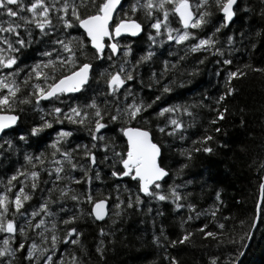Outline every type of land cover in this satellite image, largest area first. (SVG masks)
<instances>
[{"label":"snow or ice","instance_id":"6c2138e0","mask_svg":"<svg viewBox=\"0 0 264 264\" xmlns=\"http://www.w3.org/2000/svg\"><path fill=\"white\" fill-rule=\"evenodd\" d=\"M191 8L189 0H124L123 3L122 0H27V3L25 0H0V16L9 18L0 20V112L7 109V114H0V141H2L0 155H3L6 150H14L12 139H6L10 135L9 130L13 129L20 119L19 115L12 114L14 105L30 104L35 109L39 108L42 100L55 105L57 101L63 103L61 96L64 94L80 93L86 90L92 64L80 60V57L84 55L85 40L90 43L96 60L107 59L110 62L114 58L119 60L118 63L110 65L116 69L114 72L105 71L99 74L101 78H104L105 92L96 93L94 97L89 98V102L82 105L69 106L66 112L61 107L53 106L46 113L47 116L52 117L51 120L41 115V123L29 129V134L36 136L45 129L53 128L54 124H63L67 121L72 125L85 128L90 139L89 144H76L65 148L62 142H67L68 138L74 135V130H57V138L51 145L53 149L51 156L59 155L60 159L53 161L56 165L53 170L43 167L46 159L43 153L23 155L26 164L15 170V173L7 179L4 192H0V233L7 234L0 246V264H13L17 253L21 250H23V260L27 261V264H64L63 256H58L54 260L58 251V243H63L65 248L69 244L79 247L81 257L78 258L73 253L71 264H86L83 245L80 242L83 233L76 222L82 217L103 221L108 215L106 199H94L91 191L93 181L102 180L101 172L98 170L101 164H107L111 177H129L135 181L137 192L149 199L161 202L170 201L176 210L185 207L189 212L195 210V205L192 203H180L181 200L187 201V196L178 191L179 185L170 186L167 192L162 191L160 181L169 175L166 168L162 166L166 145L160 138L154 136L148 127L131 126L133 121H142L147 124L148 120L145 117L147 109L152 108L163 94L170 93L172 87L163 85L159 89L161 94L154 96L150 102H145L143 99L137 101L131 89L123 93L120 90L126 86L127 82L136 79L134 72L138 71L139 66L153 60L155 52L152 50V45L158 42L163 44L164 37L167 41L177 45L188 42L185 56L189 53H202L216 56L219 64L231 65L233 63L231 50L237 43L235 34L227 35L223 43L219 42L216 34L220 33L221 29L229 27L241 12L264 21V0H196L195 11ZM121 13L123 15H120ZM170 13L178 15L180 28L173 29L170 26ZM214 14H219L217 23L211 21ZM117 16L120 18L117 19ZM209 25H211L210 28ZM146 28L154 30V32H146L149 50L133 62L129 59L133 52L131 42L121 43L117 38L137 37L145 32ZM189 29L199 30V32H191ZM75 30H82L80 38L72 35ZM260 35L261 31L257 29H252L247 33L240 31L239 43L243 44L244 40L248 39L250 47L246 50L254 49L256 43L252 37ZM158 37L161 38L159 41ZM37 39L40 43L51 45L50 51L45 50L41 53L43 57L49 59L29 66L30 70L25 73L24 79L20 80V74L24 69L18 64V54L30 47ZM225 45L228 46V51H225ZM53 53H55V60L51 58ZM65 53L67 55H64ZM179 59L183 60L184 57ZM198 63L203 64L204 59H198ZM58 67L62 71L56 75ZM171 67L175 68L176 65H171ZM45 68L50 69V72H45L43 70ZM249 69L253 73H264V67H256L249 63L240 64L234 70L226 71L225 92L211 100L209 110L217 113L216 118L210 121L211 124L224 119L227 108L220 109L217 106L235 91L231 84L232 80L246 76ZM168 70L169 62L165 61L160 76L162 77ZM152 75L155 77L156 73ZM33 77L41 83L32 84ZM155 82L158 84L159 79ZM146 86L152 87V84L149 83ZM21 92L23 94L18 96ZM101 96L105 98L98 102L97 97ZM121 96H123V101ZM107 97H111V101ZM129 97H132L131 103L127 102ZM196 107L197 105H192L193 109ZM23 110L21 107L20 111ZM181 111L188 116H193V112L189 111L188 107L178 105L162 107L157 115L164 116L166 113ZM112 125L119 126V138L124 140L123 148L116 143L115 136L106 134V130ZM169 125L172 126L170 130ZM183 128L185 125L177 119H166L164 126H158L157 131L165 137L179 135V138L183 140L185 139L183 132H178ZM213 131L218 133L220 129L214 128ZM18 140L24 142L26 137L19 135ZM212 141L211 135H204L201 141L204 145L202 148L185 150L180 154L185 156L187 161L192 158L193 152L211 153L213 149L207 144ZM192 143L195 144L196 141L193 140ZM185 167L187 163L181 164L180 170ZM259 167L264 170V162H261ZM42 171L46 172L49 177V180L43 183L51 186L40 189L42 202L38 204V208H33L29 212L28 208L24 207V203L32 199V195L39 188V177ZM19 177L30 181L27 185L28 192L25 191L24 181L18 179ZM13 181L19 185L16 192H11V189L16 187ZM73 184H83L84 190L77 192L75 188L70 187ZM259 190L261 199L264 200V182L259 185ZM8 193H11V198ZM215 199L217 202L220 201L218 191H215ZM67 200L74 202L75 212L64 207V202ZM116 200L119 201V197ZM121 203H124L127 208L134 206L139 208L142 200L139 194L135 197L129 195L126 201L115 203V208H121ZM85 204L89 205L86 210L82 207ZM52 205L56 206L55 211L52 210ZM261 210L264 211V204L261 205ZM10 211L12 218H8ZM148 211L150 212L151 209ZM59 213H63V216L59 217V223L69 225L62 236L56 234ZM160 214L157 213V215ZM113 215L119 216L120 212H113ZM201 215H209V213L207 210L195 212L196 219ZM210 215L215 217V211ZM44 217L49 218L47 223L51 225V228L46 226ZM193 218L192 215H188L186 220L182 221L181 228L184 223ZM221 219L226 220L227 218L222 217ZM255 221L254 216L251 224L253 228ZM207 227V224H202L198 231L203 237L212 238L217 241V244H222L223 239H217V237H222L227 231L226 224L214 223L213 227L217 228L218 232L205 231ZM29 230L40 238V245L32 240L26 247ZM49 232H51L50 239L46 235ZM17 233L23 239L13 247L12 241ZM99 235L105 236L107 233L101 228ZM191 235L192 232L184 231L178 239L168 241L161 229L159 236L153 235L152 242L157 247L166 249L168 246L175 247L177 244H184ZM239 239L240 248H244L246 245L243 241L250 239V234L245 232ZM103 243L101 240L95 248V252L101 258L104 255ZM230 243L236 244L237 241L233 239ZM45 244L47 246L41 247ZM37 252L39 256L36 255ZM241 255H243L242 251L236 253V257ZM164 259L169 260V264H178L174 257L169 258L165 255ZM211 264H218V261L213 259ZM230 264H236V259H232Z\"/></svg>","mask_w":264,"mask_h":264},{"label":"trees","instance_id":"16d2710c","mask_svg":"<svg viewBox=\"0 0 264 264\" xmlns=\"http://www.w3.org/2000/svg\"><path fill=\"white\" fill-rule=\"evenodd\" d=\"M119 18L117 16V19ZM8 19L7 16H0V20ZM218 20L219 14H214L211 17L212 23H217ZM169 21L173 29L181 27L178 15L170 13ZM208 27L210 28L211 25ZM252 29L260 30L261 35L253 36L252 39L255 40L256 47L246 50L250 47L248 39L240 44L239 33L240 31L247 33ZM148 31L154 32V30L146 28L145 32L136 38L124 37L121 39V43L131 42L133 52L129 59L133 62L149 50V41L146 36ZM189 31L199 32V30L192 29ZM81 34L82 30L72 32V35L78 38L81 37ZM233 34H235L237 43L231 50L233 60L231 65L219 64L216 56L202 53H189L185 56L188 42L177 45L167 41L164 37L163 44L158 42L156 45H152V50L155 52L153 60L139 66L138 71L134 72L136 79L127 82L126 86L120 90L123 93L127 89H131L137 101L143 99L145 102H150L154 96L161 94L159 89L163 85L172 87L170 93L163 94L152 108L147 109L145 113L147 124L142 121H133L131 125L148 127L153 135L160 138L166 145L162 166L169 171V175L160 182L162 191L167 192L170 186L179 185L178 191L187 196V201L181 200L180 203H192L195 205V210L189 212L186 207L176 210L170 201L161 202L149 199L137 192L135 181L129 177L113 178L109 174L110 169L107 164H101L98 170L101 172L102 180L93 181L91 191L94 199L110 201V213L104 221H94L82 217L76 222L83 233L80 242L83 245L86 264H169V260L164 259L165 255L169 258L174 257L178 264H211L213 259H216L218 264H230L234 258L236 263L239 261L238 264H264V211L261 210V216L253 233V227H251L253 217L257 216L260 197L259 185L264 181V170L259 167V164L264 162V73H253L249 69L246 76L239 79L234 78L231 84L235 91L217 106L220 109L227 108L224 119L217 120L215 124L210 123L217 115L215 111L209 110L211 100L225 92L226 71L234 70L243 63L264 67V21L243 12L238 13L234 22L229 27L221 29V32L216 34V38L220 43H223L227 35ZM160 39L157 38L158 41ZM45 50L50 51L51 45L40 43L37 39L30 47L18 54V64L24 69L20 74V80H23L25 73L30 70L29 66L49 59L41 55ZM225 51H228L227 45H225ZM182 56L184 59L180 60L179 58ZM51 58L55 60V53ZM198 59H204V63H198ZM80 60L92 64L91 77L86 90L76 94H64L61 96L63 103L57 101L55 105L42 101L39 108L35 109L30 104L14 105L13 113L19 115L20 119L17 125L9 130L10 135L6 137V139H12L14 150H6L3 155H0V181L2 184L6 183V179L13 175L16 169L26 164L23 160L25 153L33 155L43 153L46 158L43 167L49 170L55 168L56 165L53 161L60 159V156H51L53 151L51 145L56 140L52 137L51 132L55 131L58 126H67L74 130V135L68 138L67 142H62L63 147L89 144L90 138L87 130L67 121L63 124H54L53 128L45 129L36 136L29 134L31 127L41 123V115H45L46 119H52L46 113L53 106L61 107L67 111L69 106L82 105L89 102V98L94 97L96 93L105 92L106 84L104 78H101L99 74L105 71L114 72L116 69L110 65L119 62L118 58H114L111 62L107 59L96 60L93 56V49L87 40L84 41V55L80 57ZM165 61L169 62V70L161 77L160 73L164 69ZM171 65H176V67L172 68ZM194 69H198V71H194ZM43 70L50 72V69L47 68ZM60 71L62 69L58 67L55 74L59 75ZM153 73H156L155 77H153ZM189 73L192 74L189 75ZM156 79H159L158 84L155 82ZM31 83H41V81H37L33 77ZM149 83L152 84V87L146 86ZM22 94L23 92L18 93V96ZM104 98L97 97V100L101 102ZM107 98L111 101V97ZM121 100L123 101V96H121ZM127 102L131 103L132 97H129ZM174 105L188 107L189 111L193 112V116H188L183 111L166 113L164 116L157 115L160 108ZM192 105H197V107L193 109ZM21 107L24 109L22 112L20 111ZM3 112H7V109ZM166 119H177L185 125V128L178 130V132H183L185 139L181 140L179 135L165 137L157 131L158 126H164ZM118 127V125H112L106 130V134L115 136L116 143L120 145V148H123L124 140L119 138ZM171 127L169 125V130ZM214 128H219L220 131L217 133L213 131ZM19 135H24L26 141H19ZM204 135L213 137V141L207 144L213 151L211 153L193 152L192 158L186 161L185 156L180 153L185 150L191 151L193 148H202L204 145L201 141ZM193 140L196 141L195 144L192 143ZM5 148L7 149V146ZM184 163H187V167L180 170L181 164ZM74 175H78V173H74ZM18 179L24 181L25 191L28 192L27 185L30 181L24 180L23 177ZM39 180V188L32 195V199L24 203V207L28 208L29 212L33 208H38V204L42 202L40 189L51 186L43 183V181L49 180L46 172L40 173ZM13 184L16 182L13 181ZM99 184H104V186L94 188ZM16 186L19 185L16 184ZM70 187L75 188L77 192H82L85 186L73 184ZM17 190V187H13L11 192ZM215 191L220 193L219 202L215 199ZM137 194L141 196L142 200L139 208L135 206L127 208L124 203H121V208H115V203L126 201L129 195L135 197ZM9 195L11 196V193ZM117 197H119V201L116 200ZM73 203L71 200H67L64 202V207L75 212ZM262 204H264V200ZM51 207L53 211L56 210L55 205ZM82 207L86 210L89 205L85 204ZM148 209L151 211L149 212ZM201 210H207L209 215H201L196 219L195 212ZM117 211L120 212V215L114 216L113 212ZM213 211L216 213L215 217L210 215ZM158 212L161 214L157 215ZM58 215V217L63 216V213ZM188 215H192L193 220L184 223L181 228L182 221L186 220ZM222 217L227 219L222 220ZM8 218H12L11 211ZM217 222L225 223L227 226V231L223 233V236L217 237V239H223L222 244H217V241L212 238L203 237L198 231L202 224H207L208 227L205 231L218 232L219 230L213 227ZM67 227L69 225H62L58 221L56 234L62 236ZM101 228L107 235H99ZM161 229L168 241L178 239L184 231H190L192 235L184 244H177L175 247L168 246L165 249L157 247L152 242L153 235L159 236ZM245 232L250 234V239L243 241L246 247L240 248L239 238ZM27 236L29 239L26 242V247L32 240H35L37 244L40 243V238L31 230L28 231ZM21 239L23 238L17 233L12 241L13 247ZM233 239L237 241L236 244L230 243ZM101 240L104 242L102 258L95 252V248ZM0 246L2 245L0 244ZM57 249L54 260L58 256H63L64 264H71L73 253L76 257H81V250L77 246L69 244L65 248L63 243H58ZM238 251H242L243 255L236 257ZM13 264H27V261L23 260V250L17 253Z\"/></svg>","mask_w":264,"mask_h":264},{"label":"rangeland","instance_id":"374dc122","mask_svg":"<svg viewBox=\"0 0 264 264\" xmlns=\"http://www.w3.org/2000/svg\"><path fill=\"white\" fill-rule=\"evenodd\" d=\"M195 3H196V0H189V4H190V6H192V10L193 11H195V8H194V5H195ZM174 35H175V33H173ZM121 41V40H120ZM10 177V176H9ZM8 177V178H9ZM7 178V179H8ZM6 179V180H7ZM179 180H180V178H179ZM183 179H181V181H182ZM182 182H184V181H182ZM4 185H5V183H3L2 184V182L0 181V192H4ZM101 186H104V184H99V185H95V187L94 188H97V187H101ZM17 188H19V186H16ZM12 190V189H11ZM8 195H9V193H8ZM10 196V195H9ZM10 198H11V196H10ZM59 216V215H58ZM45 218V220H46V226L47 227H49V228H51V225L50 224H48L47 223V221L49 220V218L48 217H44ZM38 219V218H37ZM59 221V217H57V222ZM49 237L51 236V232H49V233H46ZM7 234H5V233H0V244L2 245V239L6 236ZM38 245H40V243H38ZM41 247H43V245H41ZM36 255L37 256H39V252H37L36 253Z\"/></svg>","mask_w":264,"mask_h":264},{"label":"water","instance_id":"95a60500","mask_svg":"<svg viewBox=\"0 0 264 264\" xmlns=\"http://www.w3.org/2000/svg\"><path fill=\"white\" fill-rule=\"evenodd\" d=\"M124 2V0H122V3ZM192 10V9H191ZM117 18V17H116ZM139 36V35H138ZM137 36V37H138ZM132 38H136V37H132ZM117 39H121V38H117ZM91 70L92 69H90V77H91ZM90 77H89V79H90ZM0 114H7V112H0ZM12 114H15V113H12ZM19 121V120H18ZM18 121H17V123H18ZM17 125V124H16ZM15 125V126H16ZM15 126H13V128L15 127ZM132 126V125H131ZM138 127V126H137ZM126 139V138H125ZM168 171V170H167ZM169 172V171H168ZM167 177V176H166ZM166 177H164L163 178V180L166 178ZM120 178H124V177H120ZM161 182V181H160ZM264 182V181H263ZM106 201H107V204H106V210H107V212H108V215H109V213H110V201L108 200V199H106ZM262 202H263V200L261 199V195H260V197H259V202H258V205H257V216H256V221H255V227L252 229V233L255 231V228H256V226H257V223H258V220H259V218H260V216H261V205H262ZM108 215H106L105 216V219L108 217ZM104 219V220H105ZM103 220V221H104ZM239 263V261L236 263V264H238Z\"/></svg>","mask_w":264,"mask_h":264},{"label":"flooded vegetation","instance_id":"af4514ba","mask_svg":"<svg viewBox=\"0 0 264 264\" xmlns=\"http://www.w3.org/2000/svg\"><path fill=\"white\" fill-rule=\"evenodd\" d=\"M70 94H76V93H69V94H65V95H70ZM42 102H45V103H48L49 101H45V100H42ZM43 105H45V104H43ZM43 112V111H42ZM66 112V111H65ZM46 118V117H45ZM60 129H64V130H72L71 128H69V127H67V126H58V128L55 130V131H53V132H51V134H52V137L53 138H57L56 137V132H57V130H60Z\"/></svg>","mask_w":264,"mask_h":264}]
</instances>
